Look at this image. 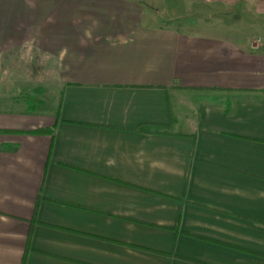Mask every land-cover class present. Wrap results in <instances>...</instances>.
Here are the masks:
<instances>
[{"label":"crops","instance_id":"obj_1","mask_svg":"<svg viewBox=\"0 0 264 264\" xmlns=\"http://www.w3.org/2000/svg\"><path fill=\"white\" fill-rule=\"evenodd\" d=\"M0 264H264V0H0Z\"/></svg>","mask_w":264,"mask_h":264},{"label":"rangeland","instance_id":"obj_2","mask_svg":"<svg viewBox=\"0 0 264 264\" xmlns=\"http://www.w3.org/2000/svg\"><path fill=\"white\" fill-rule=\"evenodd\" d=\"M15 58H18L17 62L12 63L10 59L13 58L8 59L7 63L1 66V71L24 73V76L26 73L35 72L37 77H42L43 79L34 81L38 82L39 89L31 91L27 98H31V96L38 97L45 102L46 107L57 109L60 104V96L52 88V83L55 82L45 79L46 67L37 58L31 57L29 54L22 53ZM34 82L33 85L35 84Z\"/></svg>","mask_w":264,"mask_h":264},{"label":"trees","instance_id":"obj_3","mask_svg":"<svg viewBox=\"0 0 264 264\" xmlns=\"http://www.w3.org/2000/svg\"><path fill=\"white\" fill-rule=\"evenodd\" d=\"M27 99H28L29 103H32V104L37 103L36 101L31 100L30 98H27Z\"/></svg>","mask_w":264,"mask_h":264}]
</instances>
